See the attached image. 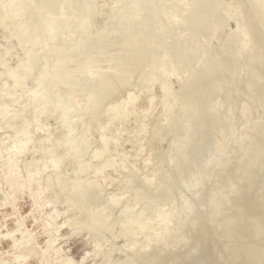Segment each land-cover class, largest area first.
Instances as JSON below:
<instances>
[{
    "label": "rangeland",
    "instance_id": "374dc122",
    "mask_svg": "<svg viewBox=\"0 0 264 264\" xmlns=\"http://www.w3.org/2000/svg\"><path fill=\"white\" fill-rule=\"evenodd\" d=\"M220 2L0 0V264H264V0Z\"/></svg>",
    "mask_w": 264,
    "mask_h": 264
},
{
    "label": "bare ground",
    "instance_id": "6f19581e",
    "mask_svg": "<svg viewBox=\"0 0 264 264\" xmlns=\"http://www.w3.org/2000/svg\"><path fill=\"white\" fill-rule=\"evenodd\" d=\"M44 1V0H43ZM122 1V0H121ZM218 1H221L220 3H222V0H199V3L200 4H202V5H206V4H209V9L211 10V11H214L215 10V8H217L216 6L218 5L217 3H218ZM80 2V1H79ZM83 2V1H82ZM120 2V1H119ZM128 2V1H127ZM181 2V1H180ZM187 2H189V1H187ZM123 3H124V1H123ZM122 3V4H123ZM177 3V2H176ZM233 3V2H232ZM257 3V2H256ZM126 4V3H125ZM179 4V3H178ZM191 4V3H190ZM220 5V4H219ZM218 5V6H219ZM121 6V5H120ZM173 6V5H172ZM175 6H176V4H175ZM185 6H187L186 4H185ZM221 6V5H220ZM219 6V7H220ZM49 7V6H48ZM188 7V6H187ZM186 7V8H187ZM218 7V8H219ZM119 8V7H118ZM221 8V7H220ZM219 8V9H220ZM233 8V7H232ZM32 9V8H31ZM120 9V8H119ZM229 9V8H228ZM235 9V8H234ZM121 10V9H120ZM174 10H176V9H174ZM187 11V10H186ZM189 11V10H188ZM118 11H116V13H117ZM124 12V11H123ZM183 12V11H182ZM229 12V11H228ZM120 13V12H119ZM185 13V12H184ZM225 13V12H224ZM118 14V13H117ZM179 14H181V12L179 13ZM194 15H195V13H194ZM197 15H199V14H196V16ZM204 15V14H203ZM203 15L201 14V17H203ZM243 15H244V13H243ZM121 16V15H120ZM205 16V15H204ZM241 16V15H240ZM206 17V16H205ZM205 17H203V18H205ZM245 17V16H244ZM120 18V17H119ZM203 18H202V20H203ZM181 19V18H180ZM186 19V18H185ZM184 19V20H185ZM194 20H192V23H193V25L195 26V27H197V26H199L198 25V20L199 19H201V18H198L197 19V17L195 18H193ZM206 19L207 18H205L203 21L202 20H199V21H201L202 23H200V24H204V23H208V25H210V27L211 28H213L214 26H212V25H215V21H213V23L211 22V19H210V24H209V22H206ZM121 20V19H120ZM209 19H207V21H208ZM205 21V22H204ZM119 22V21H118ZM179 22H181V20L179 21ZM215 22V23H214ZM241 22H242V20H241ZM116 23V22H115ZM244 23V22H243ZM249 23V22H248ZM248 23H246V24H248ZM182 24H183V22H182ZM242 24V23H241ZM245 24V23H244ZM243 24V25H244ZM251 24V23H250ZM119 25V24H118ZM181 25V24H180ZM207 24H206V26H208ZM191 26H192V24H191ZM226 26V25H225ZM239 26H241L240 27V29H242V30H240L241 31V34H243L245 31H247L246 29L244 30L243 28H242V25H239ZM246 26V25H245ZM244 26V28H246ZM248 27H250L249 26V24L247 25ZM117 27V26H116ZM122 27V26H121ZM184 27V26H183ZM209 27V26H208ZM238 27V26H237ZM247 27V29H250V28H248ZM188 30V29H187ZM213 31V30H212ZM238 31V30H237ZM236 32V31H235ZM249 32V31H248ZM247 32V33H248ZM212 34H213V32H212ZM239 34V33H238ZM245 34L246 33H244V35H242L243 37L245 36ZM184 36H185V34H184ZM187 36V35H186ZM233 36V35H232ZM236 36V35H235ZM197 37V36H196ZM201 37H202V35H201ZM234 37V36H233ZM203 38H204V36H203ZM246 38H247V34H246ZM246 38H245V40H246ZM243 39V38H242ZM244 40V39H243ZM191 41V40H190ZM204 41V40H203ZM241 41V40H240ZM62 42V41H61ZM96 42H97V40H96ZM138 42V41H137ZM136 42V43H137ZM98 43V42H97ZM96 43V44H97ZM192 43V42H191ZM242 44V43H241ZM99 46V45H98ZM220 46V45H219ZM245 46H247V45H245ZM235 47V46H234ZM240 47V46H239ZM201 48V47H200ZM254 48V52H250L249 54L248 53H246V59H247V61L248 60H251V62L253 63V61L255 62L256 60H258L259 59V55H258V53H259V51H257L258 50V48H255V47H253ZM195 49V48H194ZM250 49V48H249ZM248 49V50H249ZM210 50V48L208 49V51ZM220 50H222V49H220ZM246 50V49H245ZM248 50H246V51H248ZM256 50V51H255ZM260 50V49H259ZM157 51V50H156ZM146 52V47L142 44L141 45V47H140V49L138 50V56H140L141 57V55L143 56L144 55V53ZM152 52V51H151ZM150 52V53H151ZM191 52H192V50H191ZM194 52V51H193ZM243 52V51H242ZM249 52V51H248ZM147 53L148 54H150L148 51H147ZM240 53H241V51H240ZM240 53H238V54H240ZM153 55H154V53H152ZM156 54V53H155ZM203 53H201V55H202ZM208 54V53H207ZM221 54V53H220ZM225 54V53H224ZM235 54H237V53H235ZM242 55H243V53H241ZM245 54V53H244ZM248 54V55H247ZM260 54V53H259ZM135 54H133V53H129V56H134ZM151 55V54H150ZM152 55V56H153ZM156 56V55H155ZM222 56V55H221ZM240 56V55H239ZM243 56H245V55H243ZM196 57V56H195ZM202 57H203V55H202ZM207 57V56H206ZM205 57V58H206ZM234 57V56H233ZM237 57H238V55H237ZM237 57L236 58H233V60H232V63H235L236 62V60H237ZM139 58V57H138ZM167 58V57H166ZM216 58V57H215ZM239 58V57H238ZM244 59H245V57H244ZM63 61V60H62ZM220 61V60H219ZM243 61V60H242ZM242 61H240V62H242ZM60 63V62H59ZM86 63V62H85ZM126 63V62H125ZM203 63V62H202ZM248 63V62H247ZM90 64V63H89ZM219 62H216L214 65L212 64V66L211 67H213L214 69H215V67L216 66H219ZM243 64V63H242ZM251 64V63H250ZM164 65V64H163ZM206 65V64H205ZM264 65V64H263ZM57 67V66H56ZM75 67V66H74ZM77 67H78V65H77ZM90 67V66H89ZM88 67V68H89ZM162 67V66H161ZM201 66L199 65V68H200ZM244 67V66H243ZM86 68V67H85ZM210 68V67H209ZM206 69L205 71L208 73V75H209V73L211 72V70H213V75H215L216 73H215V70L214 69H212V68H210V69ZM219 68V67H218ZM155 69V68H154ZM157 69V68H156ZM172 69V68H171ZM203 69H205L204 67H203ZM242 69V68H241ZM159 70H161V68L159 69ZM163 71L165 70V69H162ZM243 70V69H242ZM245 70V69H244ZM77 71V70H76ZM87 71V70H86ZM93 71H95V70H93ZM200 71H202V70H200ZM251 71V69H249V72ZM57 72V71H56ZM75 72V71H74ZM82 72V71H81ZM99 72V71H98ZM98 72L96 73V74H98ZM155 72H157V71H155ZM244 72V71H243ZM242 72V73H243ZM84 73V72H83ZM196 73V72H195ZM212 73V72H211ZM215 73V74H214ZM241 73V72H240ZM254 72H253V70L250 72V75H251V77H252V75H254L253 74ZM248 74V73H247ZM83 75V74H82ZM55 76V75H54ZM141 76V75H140ZM198 76V75H197ZM204 76V75H203ZM243 76V75H242ZM14 78H15V75L13 76ZM12 77V78H13ZM19 77V76H18ZM99 77V76H98ZM101 77V76H100ZM99 77V78H100ZM212 78H214L213 76H211ZM249 77V76H248ZM21 78V77H20ZM239 78V77H238ZM245 78V77H244ZM18 79V78H17ZM16 79V80H17ZM233 79V78H232ZM249 79H251V78H249ZM14 80V79H13ZM19 80V79H18ZM79 80V79H78ZM104 80V78H102V79H100V80H98L97 82H98V84H99V87H103L104 85H105V83H108V82H106V81H103ZM165 80V79H164ZM201 80H202V78H201ZM213 80V79H212ZM95 81V80H94ZM193 81V80H192ZM213 81H215V80H213ZM250 81H252V80H250ZM79 82V81H78ZM77 82V83H78ZM162 82H165V81H162ZM245 82V81H244ZM248 78H247V84H248ZM17 83H19V82H17ZM212 83V82H211ZM245 83V84H246ZM249 83H251V82H249ZM110 84V83H109ZM108 84V85H109ZM81 85V84H80ZM188 85V84H187ZM110 86H111V84H110ZM164 86V85H163ZM190 86V85H189ZM248 86V85H247ZM187 87V86H186ZM240 88V87H239ZM245 88V87H244ZM189 89V88H188ZM218 89V88H217ZM240 90H241V88H240ZM243 90V89H242ZM247 90V89H246ZM253 90V89H252ZM220 91V90H219ZM234 91V90H233ZM236 91V90H235ZM238 91V90H237ZM190 92V91H189ZM95 93V92H94ZM219 93V92H218ZM236 93V92H235ZM132 94V93H131ZM206 94V93H205ZM208 94H209V92H208ZM240 94H241V92H240ZM243 94V93H242ZM186 95V94H185ZM192 95V94H191ZM195 95V94H194ZM225 95V94H224ZM245 96H246V94H244ZM253 95V94H252ZM35 96V95H34ZM209 96V95H208ZM233 96V95H232ZM258 96V95H257ZM229 97V96H228ZM239 97V96H238ZM91 98H93V97H91ZM204 98V97H203ZM231 98V97H230ZM251 98H252V96H251ZM250 98V99H251ZM189 99V98H188ZM191 99V98H190ZM237 99V98H236ZM247 99V98H246ZM256 99V98H255ZM41 100V99H40ZM133 100V99H132ZM193 100H194V98H193ZM192 100V101H193ZM188 101V100H187ZM197 101V100H196ZM200 101V100H199ZM202 101V100H201ZM242 101V100H241ZM253 101V100H252ZM260 101V100H259ZM134 102V101H133ZM184 102V101H183ZM190 103V102H189ZM199 103V102H198ZM254 103V102H253ZM65 104V103H64ZM93 104V103H92ZM127 104V103H126ZM130 104V103H129ZM185 104V103H184ZM195 104H196V102H195ZM208 104V103H207ZM252 104V103H251ZM183 105V104H182ZM197 105V104H196ZM222 105V104H221ZM240 105V104H239ZM254 105V104H253ZM112 106V105H111ZM115 106H117V105H115ZM188 107V106H187ZM207 107V106H206ZM61 108V107H60ZM65 108V107H64ZM193 108V107H192ZM199 108H200V106H199ZM205 108V107H204ZM209 108V107H208ZM44 109V107H42V109L41 110H43ZM244 109V108H243ZM249 109V108H248ZM119 110V109H118ZM262 110V109H261ZM122 111V113H124V114H126V113H128V111H129V107L128 106H126V107H124L123 108V110H121ZM255 111H256V109H255ZM118 112V111H117ZM169 112V111H168ZM196 112V111H195ZM204 112V111H203ZM92 113V112H91ZM256 113V112H255ZM196 114V113H195ZM209 114H210V112H209ZM93 115V114H92ZM121 115V114H120ZM205 115V114H204ZM94 116V115H93ZM206 116V115H205ZM197 117V116H196ZM262 117V116H261ZM192 118V117H191ZM211 118H212V116H211ZM210 118V119H211ZM259 118V117H258ZM209 119V120H210ZM263 119V118H262ZM264 120V119H263ZM206 121V120H205ZM204 121V122H205ZM187 122H188V120H187ZM194 122V121H193ZM212 122V121H211ZM260 122V121H259ZM263 124L261 125V126H263L264 125V122H262ZM190 124H191V122H190ZM198 125V124H197ZM209 125V124H208ZM252 125H254V124H252ZM186 126V125H185ZM211 126V125H210ZM251 126V125H250ZM257 126V125H256ZM192 127V126H191ZM196 127V126H195ZM200 127V126H199ZM250 128V127H249ZM195 130V129H194ZM210 131H211V129H209ZM156 131H158V130H156ZM197 131V130H196ZM208 131V130H207ZM246 131V130H245ZM255 131H257V130H255ZM254 131V132H255ZM24 132V134H25V131H23ZM185 132V131H184ZM262 132V131H261ZM187 133V132H186ZM192 133V132H191ZM199 133H200V131H199ZM245 133V132H244ZM205 134V133H204ZM253 134V133H252ZM259 134H260V132H259ZM243 135V134H242ZM248 135V134H247ZM191 136V135H190ZM250 136V135H249ZM258 136V135H257ZM256 136V137H257ZM187 137V136H186ZM245 138H247V136H244ZM243 137V138H244ZM263 137V136H262ZM185 138V137H184ZM196 138H198V137H196ZM253 138V137H252ZM89 139V138H88ZM259 139V138H258ZM262 139V138H261ZM199 140V139H198ZM247 140H248V138H247ZM249 140H251V139H249ZM254 140V139H253ZM182 141V140H181ZM200 141V140H199ZM198 141V142H199ZM207 141V140H206ZM185 142V141H184ZM250 142V141H249ZM258 142V141H257ZM200 143V142H199ZM252 143V142H251ZM179 144V143H178ZM181 144V143H180ZM192 144V143H191ZM194 144V143H193ZM192 144V145H193ZM262 144V143H261ZM255 145H257V144H255ZM189 146H190V144H189ZM201 146V145H200ZM258 146V145H257ZM256 146V147H257ZM194 147V146H193ZM196 147V146H195ZM205 147V146H204ZM255 147V146H254ZM262 147H264V146H262ZM9 148V147H8ZM259 148H260V146H259ZM186 149V148H185ZM254 149V148H253ZM188 150V149H187ZM206 150V149H205ZM261 150V149H260ZM85 151V150H84ZM195 151V150H194ZM226 151V150H225ZM181 152V151H180ZM197 152H199V151H197ZM202 152V151H201ZM200 152V153H201ZM256 152V151H255ZM254 152V153H255ZM257 152H258V150H257ZM256 152V153H257ZM94 153H96V152H94ZM184 153V152H183ZM203 153H204V151H203ZM260 153V152H259ZM180 154V153H179ZM219 154H221V153H219ZM227 154V153H226ZM242 154V153H241ZM246 154V153H245ZM87 155V154H86ZM89 155V154H88ZM182 155V154H181ZM186 155V154H185ZM223 155V154H222ZM259 155V154H258ZM226 156V155H225ZM225 156H224V158H225ZM235 156V155H234ZM243 156V155H242ZM10 157H11V155H10ZM97 157V156H96ZM102 157V156H101ZM195 157V156H194ZM216 157V156H215ZM214 157V158H215ZM219 157V156H218ZM227 157V156H226ZM239 157V156H238ZM246 157V156H245ZM180 158V157H179ZM190 159H191V156H190ZM219 159H220V157H219ZM235 159V158H234ZM240 159V158H239ZM187 160V159H186ZM242 160V159H241ZM97 161V160H96ZM183 161V160H182ZM189 161H191V160H189ZM195 161V160H194ZM222 161V160H221ZM226 161V160H225ZM247 161V160H246ZM102 162V161H101ZM186 162V161H185ZM87 164V163H86ZM102 164V163H101ZM101 164H97V167L98 166H100ZM220 164H221V162H220ZM220 164H219V166H220ZM224 164H225V162H224ZM241 164V163H240ZM245 164H247V163H245ZM179 165V164H178ZM217 165V164H216ZM216 165H214V166H216ZM226 165H227V163H226ZM225 165V166H226ZM87 166V165H86ZM85 166V167H86ZM91 166H93V165H89L88 167H87V169L88 168H90ZM218 166V165H217ZM240 166V165H239ZM97 167L95 168V169H97ZM183 167H184V165H183ZM236 167V166H235ZM184 169V168H183ZM186 169V168H185ZM224 169V168H223ZM226 169V168H225ZM235 170V169H234ZM42 171V168L41 167H38L37 168V170L35 171L36 173H40ZM177 171V170H176ZM185 171V170H184ZM29 172L30 171H26V173H27V177H26V180L24 181V182H16V181H12V179H10L9 180V175H4L3 176V181H5V182H7L8 184H9V187L10 188H12L13 190H20V188H21V186L22 185H26L27 187H31L32 186V184H35L36 186H37V188H39L38 186H39V182H37V180L38 179H32V178H30V174H29ZM74 172H75V170H74ZM213 172V171H212ZM241 172V171H240ZM75 173H77V170H76V172ZM224 173V172H223ZM231 173V172H230ZM228 174V173H227ZM211 175V174H210ZM220 175V174H219ZM229 175V174H228ZM220 176H222V175H220ZM49 177H50V175H47L46 177H45V180L47 181L48 179H49ZM76 177V176H75ZM227 177V176H226ZM139 178V177H138ZM230 178V177H229ZM220 180V179H219ZM231 180V179H230ZM91 182V180H81L79 177L77 178V180H75L74 179V182H73V186H74V188H75V190H76V196H78V198H80V196L81 197H83L82 196V194H84L85 195V193L88 191L87 189H88V187L90 186V183ZM222 182V181H221ZM218 183V182H217ZM211 184V183H210ZM213 184H214V181H213ZM228 184V183H227ZM226 184V185H227ZM259 184V183H258ZM160 185V184H159ZM217 186H218V184H216ZM166 186V185H165ZM216 186V187H217ZM160 187H161V185H160ZM169 187V186H168ZM210 187V186H209ZM257 187V186H256ZM92 188V187H91ZM139 188V187H138ZM261 188V187H260ZM206 189V188H205ZM220 189V188H219ZM222 189V188H221ZM39 190H40V188H39ZM139 190V189H138ZM141 190V189H140ZM210 190V189H209ZM212 190V189H211ZM41 192H42V189L40 190ZM40 191H38V192H36V193H38V194H40ZM170 191V190H169ZM215 192V191H214ZM240 192V191H239ZM258 192V191H257ZM264 193V192H263ZM87 194V193H86ZM239 194V193H238ZM259 194V193H258ZM257 195V194H256ZM38 196V195H37ZM208 197V196H207ZM257 197V196H256ZM6 198H7V196H5L4 195V199L3 200H6ZM115 199V198H114ZM214 199H216L215 197H214ZM218 199V198H217ZM230 199H232V198H230ZM254 199H255V197H254ZM241 200H243V199H241ZM240 200V201H241ZM245 200V199H244ZM253 201V200H252ZM209 202H210V200H209ZM212 202V201H211ZM245 202V201H244ZM249 202V201H248ZM248 202H246V204L245 205H250V207L252 208V206L253 205H251V203H248ZM213 204V203H212ZM212 204H210L211 206H212ZM235 204V203H234ZM253 204V203H252ZM209 205V206H210ZM244 205V206H245ZM248 205V206H249ZM216 206V205H215ZM213 207V206H212ZM217 207V206H216ZM259 208V207H258ZM243 210V209H242ZM253 210H254V206H253ZM214 211V210H213ZM250 211V210H249ZM260 211V210H259ZM130 212V211H129ZM159 212V211H158ZM218 212V211H217ZM263 212V211H262ZM212 213V212H211ZM215 213V212H214ZM260 213V212H259ZM130 214V213H129ZM253 214V213H252ZM131 215V214H130ZM211 215V214H210ZM49 216H50V218H51V220H53L54 219V215H52V214H49ZM126 216V215H125ZM131 216H133V215H131ZM131 216H130V218H131ZM166 216V214L165 215H160V225H161V223L162 224H166V222H167V218L165 217ZM250 216V215H249ZM120 218V217H119ZM125 218H127V217H125ZM135 218V217H134ZM227 218V217H226ZM128 219V218H127ZM126 219V220H127ZM132 219V218H131ZM214 219V218H213ZM241 219V218H240ZM130 220V219H129ZM133 220V219H132ZM215 220V219H214ZM224 220V219H223ZM122 221V220H121ZM234 221V220H233ZM129 222V221H128ZM219 222V221H218ZM124 223V222H123ZM131 223V222H130ZM134 224V223H133ZM210 224V223H209ZM236 224V223H235ZM220 225V224H219ZM158 226V224L156 225V227ZM236 226V225H235ZM253 227V226H252ZM142 228L143 227H139L138 228V230H139V233L141 234V232L140 231H142ZM153 228H155V226L153 227ZM158 228L159 227H157V228H155V232H157L156 230H158ZM228 228V227H227ZM242 229V228H241ZM257 229V228H256ZM153 230V229H152ZM217 230V229H216ZM220 230V229H219ZM246 230V229H245ZM252 230V229H251ZM137 231V230H136ZM136 231H133L134 233L136 232ZM215 231V230H214ZM225 231V230H224ZM258 231V230H257ZM124 232V231H123ZM131 232V231H130ZM11 233V232H10ZM9 232H7V234L5 233V235L4 236H6V235H8V234H10ZM13 233V232H12ZM234 233H235V231H234ZM259 233V232H258ZM257 233V234H258ZM127 234V233H126ZM125 234V235H126ZM138 234V233H137ZM139 234V235H140ZM227 234V233H226ZM254 234V233H253ZM252 234V235H253ZM132 235V234H131ZM135 235V234H134ZM157 235V234H156ZM156 235H154V236H156ZM261 235V234H260ZM21 238L23 237V234H22V232L20 233V235H19ZM150 237H152V234H150L149 235ZM149 236L148 237H146V241L148 240V241H151L152 239H153V237L149 240L148 238H149ZM225 236V235H224ZM255 236V235H254ZM253 236V237H254ZM135 237V236H134ZM133 237V238H134ZM145 237V236H144ZM144 237H143V239H144ZM228 237V236H227ZM263 237H264V235H263ZM230 238V237H229ZM235 238V237H234ZM242 238V237H241ZM255 238V237H254ZM259 238V237H258ZM131 239V238H130ZM136 239V238H135ZM156 239L158 240V242L159 243H163L164 241H165V239H163V237L162 236H159V235H157L156 237H155V241H156ZM228 239V238H227ZM256 239V238H255ZM11 241H12V244H11V249H13V250H16V249H18L19 247H20V240L17 238V237H15V236H13L12 237V239H11ZM53 241L54 240H52V241H50V240H48V241H46V250H45V253H47L48 254V256L50 257V259L51 260H55L56 258H57V254H58V252H57V250L55 249V248H52V245H53ZM146 241L144 242V244L146 243ZM147 241V242H148ZM249 241V240H248ZM138 242V241H137ZM157 242V241H156ZM157 242V243H158ZM263 242V241H262ZM27 242H25L24 243V246H25V244H26ZM129 244V243H128ZM133 244V243H132ZM146 244H149V242L148 243H146ZM153 244V243H152ZM155 244V243H154ZM250 244V243H249ZM258 244V243H257ZM141 245V244H140ZM164 245V244H163ZM131 246V245H130ZM148 245H144L143 247H147ZM154 246V245H153ZM155 246H156V244H155ZM161 246V245H160ZM157 247V246H156ZM246 247V246H245ZM31 248V247H30ZM129 248V247H128ZM127 248V249H128ZM134 248V247H133ZM141 248V247H140ZM144 248V249H145ZM229 248V247H228ZM239 248V247H238ZM251 248H253V247H251ZM143 249V250H144ZM213 249V248H212ZM221 249V248H220ZM235 249V248H234ZM246 249V248H245ZM136 250V249H135ZM141 250V249H140ZM132 251V250H131ZM137 251H138V249H137ZM136 251V252H137ZM146 251V250H145ZM31 252L33 253V250H32V248H31ZM142 252V251H141ZM210 252H211V250H210ZM238 252V251H237ZM240 253V252H239ZM16 253L14 252L13 253V255H15ZM143 254V253H142ZM146 254V253H145ZM12 255V256H13ZM139 255V254H138ZM180 256V255H179ZM250 256V255H249ZM257 256V255H256ZM235 257V256H234ZM240 257V256H239ZM236 259V258H235ZM246 259H247V257H246ZM230 260V259H229ZM243 260V259H242ZM252 259H250V261H251ZM247 261V260H246ZM253 262V261H252ZM248 263V262H245V263H247V264H253V263ZM182 263V262H181ZM216 263V262H215ZM240 264V263H239Z\"/></svg>",
    "mask_w": 264,
    "mask_h": 264
}]
</instances>
